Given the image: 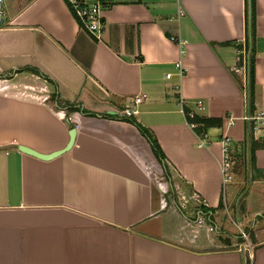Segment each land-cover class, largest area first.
<instances>
[{"label": "crops", "instance_id": "obj_1", "mask_svg": "<svg viewBox=\"0 0 264 264\" xmlns=\"http://www.w3.org/2000/svg\"><path fill=\"white\" fill-rule=\"evenodd\" d=\"M103 1L95 39L68 0H6L0 264H264V222L248 226L257 225L256 241L240 250V235L224 219L233 207L244 218L264 209L263 200L253 202L264 191V129L250 133L257 142L252 164L239 155L244 115L264 109V0H252L248 45L249 0ZM170 36L182 41L180 57ZM240 37L253 64L250 109L241 88L247 74L233 70L242 69ZM139 91L137 112L122 114ZM188 109L207 125L189 127ZM131 119L156 141L162 158ZM72 126L71 146L48 157L66 145ZM224 137L233 155L226 182L219 167ZM177 193L199 196L205 205L181 206ZM197 213L212 231L195 224Z\"/></svg>", "mask_w": 264, "mask_h": 264}, {"label": "built area", "instance_id": "obj_2", "mask_svg": "<svg viewBox=\"0 0 264 264\" xmlns=\"http://www.w3.org/2000/svg\"><path fill=\"white\" fill-rule=\"evenodd\" d=\"M5 3H6V0H0V24L3 22L4 17H5V10H4ZM68 4H69V8L71 12L73 13V15L79 20L80 26L86 29L92 37H94L95 39H99L101 28L103 26V9H104V6L106 5L105 2L103 0H94L92 2H88L86 0H68ZM169 39L175 41L178 44L179 57H180V55L183 53L181 39H179L178 37H174V36H170ZM235 42L240 44V47L237 49V53L239 55L241 54L240 59L242 62V69L235 66L233 70L236 72L239 70H242L244 74H247L248 59L246 58V55H245L247 51L245 39L243 37H240V38H237ZM175 65L177 67V75L181 76L184 73V67L181 64L180 59L175 62ZM165 76L169 77L170 73L167 72ZM174 87L178 89L177 85H175ZM241 88L243 89V96H245V98L247 99L246 81L241 85ZM143 97H144L143 92L139 91V92L134 93L131 98V104L125 105L121 109V113L126 116L134 115L137 112V105L141 102ZM195 104H196V107L199 109H202L204 107L200 99H196ZM183 113L185 117L188 119L187 125L189 127L196 128L197 126H199L200 123L192 119L195 116V112L193 110L188 109L185 112L183 111ZM224 118L227 120L228 123H231L234 120V117L231 114L225 115ZM244 118L247 121L248 132L251 133L252 135H257L261 130L264 129V109H258L257 111L251 114L247 112V114L244 115ZM202 140H203L202 138L197 136V141L199 144L203 143ZM230 141H231L230 137H224L221 140L222 155L219 160V167L222 173L223 182H226L228 180V176H229L228 172L232 166L233 155L229 147ZM159 182L163 183L164 181L160 180ZM178 198L181 199L179 203L181 206H185L189 202H192V203L198 202L199 204L205 205L204 199H202L199 196L185 197L184 195L180 194ZM194 222L195 224L197 223L198 226H205V230L207 231L213 230V226L205 222L204 214L197 213V216ZM188 226H191V223L188 222ZM192 232L196 233L197 232L196 228ZM245 242H246L245 244H243V242H240L237 246L238 249L243 250V249H246V247L248 246L249 241L247 240L246 235H245ZM246 255L248 257H251L252 256L251 250L247 252Z\"/></svg>", "mask_w": 264, "mask_h": 264}, {"label": "trees", "instance_id": "obj_3", "mask_svg": "<svg viewBox=\"0 0 264 264\" xmlns=\"http://www.w3.org/2000/svg\"><path fill=\"white\" fill-rule=\"evenodd\" d=\"M249 8H250V18L248 21L247 35H246L247 45H248V43L250 44V38H252V35H253L252 0H249ZM249 50H250V48H249ZM27 69L31 70L32 72H34L36 74H41L39 72V70L34 68V67H27ZM252 74H253V64H252L251 56H249L248 64H247V98H248L247 100H248L249 109L251 108ZM41 75L43 77H45V75H43V74H41ZM47 79H49V78H47ZM49 80H51V79H49ZM72 109H73L72 107H69V110H72ZM192 119L194 121L201 123L203 125L202 127L207 125L208 120L206 118L194 116ZM131 120L136 125V127L139 129V131L145 137H147V139L150 141L154 154L157 157L162 158L163 155H162L161 150L159 149V146L157 145L156 141H154L151 138L150 134L138 122H136L134 119H131ZM256 145H257V142L252 139L251 134L248 132V129H246V136L243 140V146H242V152H244V165L245 166H246V164H249V165L252 164V162H253V150H254V147Z\"/></svg>", "mask_w": 264, "mask_h": 264}, {"label": "rangeland", "instance_id": "obj_4", "mask_svg": "<svg viewBox=\"0 0 264 264\" xmlns=\"http://www.w3.org/2000/svg\"><path fill=\"white\" fill-rule=\"evenodd\" d=\"M239 155H240V162L242 160L244 163V152L239 153ZM160 180L163 181L165 179L160 178ZM245 183H246V180L243 181V184H245ZM259 194H260V196H259L258 201H257V199L253 198V202L255 204L261 203L262 200L264 203V191H263V193H262V191L259 192ZM176 195H177V197H176ZM179 195H180V193L175 194V200H176L177 204L181 200L180 198H178ZM230 206H234V202H232L230 204ZM231 209L232 210L230 211L229 214L224 215V219L226 220V223L229 227V231H231V233L240 235V238L242 239L243 242L245 241V235H246L247 240L252 243V246H254L253 242L256 241L255 235H254V229H255V227H257V225L254 228L248 227V226L250 224H252L254 222V220L256 223L264 222V209H262L263 213H261L259 215L250 214L248 218L247 217L244 218L243 214H240V212L236 213V210H234V207ZM245 216H247V215H245ZM261 216H263V217H261ZM250 242H249L247 248L250 247ZM238 244H236V246H238Z\"/></svg>", "mask_w": 264, "mask_h": 264}, {"label": "water", "instance_id": "obj_5", "mask_svg": "<svg viewBox=\"0 0 264 264\" xmlns=\"http://www.w3.org/2000/svg\"><path fill=\"white\" fill-rule=\"evenodd\" d=\"M74 132H75V128H74L73 126L70 127V128L68 129V136H69V139H68L66 145H65L62 149H59V150L53 152L52 154L48 155V157L53 156V155H56V154H58L59 152L68 149V148L71 146L72 142H73ZM18 148H19L20 150H22V151L28 152V153L33 154V155L43 156V155H40V154H39L37 151H35L34 149H31V148H29V147H27V146H24V145H18Z\"/></svg>", "mask_w": 264, "mask_h": 264}]
</instances>
